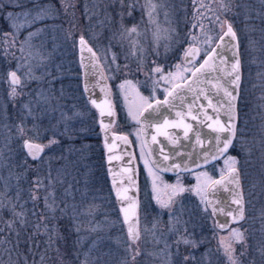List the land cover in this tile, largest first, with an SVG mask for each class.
Returning <instances> with one entry per match:
<instances>
[{
	"label": "rangeland",
	"instance_id": "rangeland-1",
	"mask_svg": "<svg viewBox=\"0 0 264 264\" xmlns=\"http://www.w3.org/2000/svg\"><path fill=\"white\" fill-rule=\"evenodd\" d=\"M21 2L24 8H17V12L31 11L35 15L37 6L49 5L56 11L42 22L32 20L30 15L26 23L21 17L18 22L24 26L19 33H13L9 23L0 16V130L6 136L3 138L0 135V149L4 151L17 145L27 158L23 147V141L27 138L42 142L48 150L34 168L38 171L41 186L38 189L31 187V191L42 206L36 204L39 208L37 219L42 221L45 229L50 225L47 232L55 228V236L52 235L55 249L46 247L49 256L55 257V264H181L185 256L195 258L191 264H230L221 245L222 239L226 244L231 243L238 264H248L249 256L251 260L255 253L264 256V239L254 241L255 248L248 243L247 222L235 224L226 231H217L206 203H201L200 196L193 191L185 200L179 199L176 206L173 204L170 208L158 210L153 200L162 194L167 184L155 176L154 190L153 175H150L149 167L144 163L148 160L145 152L141 157L140 140L139 159L145 167L151 188H144L146 195L143 197L142 222L145 225L142 239L134 243L129 238L110 186L99 118L82 91L78 50V40L83 36L97 52L113 84L121 103L119 121L129 126V132L136 138L137 123L128 115L130 106L133 111L139 108L136 94L151 100L160 88L169 89L179 80L174 79L169 83L153 69L166 65L162 62H171L167 65L169 69L163 71L164 76L177 72L182 77L186 76L188 73L184 69L190 68L178 64L176 54L194 42L201 45L205 55L223 32L225 20L232 25L243 22L250 36L248 43L252 46L257 39L252 36L256 30L250 21L253 15H262L253 11V7L259 8L250 6V3L249 7L242 0H65V3L74 5L67 9L61 7V0ZM222 4L228 5V8L225 9ZM128 5L133 7L129 8ZM152 5H155L154 9ZM196 8L198 12H195ZM134 9L140 15L138 22H134ZM133 26L135 32L129 31ZM38 29L41 31L37 32ZM30 32L36 35L28 39ZM4 33L14 35L15 43L6 44ZM257 51L262 53V49ZM152 55L158 56L160 62L147 65ZM138 63L146 71L151 68L150 75H139L136 68ZM9 71H16L24 85L17 88L20 94L16 97L10 95ZM124 81L130 84L126 85L125 90H120L118 85ZM25 104L31 108L30 114L25 110ZM21 124L25 129L23 137L17 130ZM33 125L37 126L36 132L30 131ZM50 140L57 143L49 144ZM236 151L230 150L227 156L236 159L234 167L241 171L243 163ZM225 158L200 172H207L212 179L221 174V169L227 172ZM29 168L30 164H27ZM15 170L11 168L7 172ZM242 172L241 178L244 175ZM198 173L191 177V188L197 184ZM180 181L185 188L184 180L180 178ZM175 183L176 180L172 185ZM26 189L30 191L29 185ZM149 191L152 193L151 200L147 196ZM203 195L205 198V191ZM47 205H51V208ZM33 211L32 205H25L20 215H33ZM49 218L55 219L54 226ZM187 222L191 224L189 233L184 234L185 237L177 236V227H184L182 225ZM63 227L71 234L70 239L67 237L65 241V249L59 246L62 244L60 237L56 238L58 234L64 236ZM232 229L243 233L242 241L232 239ZM192 232L194 234H190ZM182 238L195 240L197 247L184 244ZM168 240L173 242L167 243ZM164 243L170 247L157 248L156 244ZM137 246H140L141 254L137 252ZM23 251H26L25 248ZM41 253H44V248ZM43 257L39 261L41 264Z\"/></svg>",
	"mask_w": 264,
	"mask_h": 264
},
{
	"label": "water",
	"instance_id": "water-1",
	"mask_svg": "<svg viewBox=\"0 0 264 264\" xmlns=\"http://www.w3.org/2000/svg\"><path fill=\"white\" fill-rule=\"evenodd\" d=\"M229 23V21L225 22L223 32L217 39L214 46L211 48V50L215 49V58L213 60V63L217 66V70L200 75L199 80L196 83H192L195 78L191 75H189L184 81L177 83L183 86V88L179 92V95L183 98V107L180 106V99H177L175 101L177 107L169 108L167 105H165L160 110L163 118H166L169 121H174L177 119L176 112H185L188 107L191 106L192 115L197 116L198 119L193 121L191 117H188L184 121L186 124L191 125V131H189L188 137L186 138L184 136L183 129L168 128L166 130L168 132V135L173 137L176 140V143H172L171 140H169L163 135H157L156 139L157 141H159V143L153 144L152 136L156 134V128L154 124L151 127H147L146 130L141 133L143 137L142 143L148 155V158L155 169H157V165L159 166L160 172L175 175L178 173L198 170L217 162L218 160L201 168L196 167L197 163L203 165V160L201 159V157L203 156L204 152L211 151L213 149V145L215 144V138L219 136L220 139H223V134H219L215 132L213 128L208 127V125L210 124L214 125L215 121L217 120L225 127H227L230 122H234L236 134L233 140V145L236 141L239 125V100L241 95V86L243 82V67L239 38L236 30L234 29L231 23L230 24L236 34L235 40L224 35V33L227 31ZM221 37H223V40L220 39ZM79 41L80 38L78 40V50L79 61L82 69V88L86 99L99 114L100 130L105 148V160L110 186L116 199L118 208L120 210L127 233L129 224H133L138 229L140 237L138 215L139 163L137 159V154L133 142L127 134H115L112 131V127L116 122V113L115 117H109L107 115V112H105L104 116H101L100 109L96 108L91 103V100H95L99 104L105 101L106 99H109L113 106L109 82L101 66L97 54L95 53L94 49L89 45L86 39V45L84 46L83 51H81V45ZM217 45H219V47H217ZM89 47L92 49V53H95L94 58L92 56V53L88 52ZM191 48L199 49V54L193 59V61H196L200 57V48L198 46H192ZM205 58L206 55L204 56L203 60ZM203 60L201 61V63H203ZM236 60H239L240 70V80L238 87L236 85H229L228 83H226V81H229L232 78L231 66L236 62ZM200 64L196 66L193 71H195L196 68H199ZM97 65L99 67H97ZM101 72L103 73V79L99 74ZM189 84H191V91L187 90V86ZM217 84L222 85L223 88H227L229 92H232V94L237 97L235 101V116L232 121L229 120V115L226 113V109L228 108V97L224 95L223 88H221L219 91L217 90V88L215 87ZM174 86L170 90H172ZM86 87L87 90H85ZM165 98L166 96L163 99L158 100L163 102ZM169 99L171 98L169 97ZM155 101H153L152 103L155 104ZM209 101L211 102V106H209ZM201 105H203L202 109H200L199 107ZM147 114V112L144 113L145 116H147ZM209 117H211V119H208ZM140 118L142 119V117ZM101 120L103 121L104 125H108L106 129L101 126ZM197 134L199 135L200 141H202V145H198L196 142ZM106 136L107 140L105 139ZM118 137H127V142L118 139ZM32 142L40 144L38 142ZM40 145L44 146L43 144ZM161 147H163V154L168 156L167 161H164L163 159V155L160 151ZM109 148H111V151H109ZM230 149L231 147L229 148V150ZM24 150L27 153V149L24 148ZM44 151L39 155L37 159L34 160L40 159ZM27 155L32 158L28 153ZM109 156L112 157L111 161H109L108 159ZM175 164H179L180 168L176 169L172 167ZM185 164H187V167L188 169H190V171L183 170ZM235 168L238 170L239 174V188H237L235 184L226 182V184L223 186L214 185L207 189V206L215 219L216 226L219 229H221L219 227L220 225L225 226L221 230L228 229L232 224H237L242 221L240 220L239 222H236L232 219V216L227 215V213L229 212H232L233 215H236L235 209L238 206L234 203V200L238 198L237 194L242 197L245 216V196L241 178V171L238 167ZM224 175L227 176V172ZM220 176L217 177L215 180L220 179ZM114 179L116 180L115 186L113 185ZM117 188H120L121 190L127 189L128 191L126 195L129 199L124 200L118 198L116 196ZM133 205H135L134 209L132 207ZM213 207L216 208L215 213H213L212 211ZM123 209H128L129 218L127 222H125L124 220L125 213ZM129 238L131 239L130 236Z\"/></svg>",
	"mask_w": 264,
	"mask_h": 264
},
{
	"label": "trees",
	"instance_id": "trees-1",
	"mask_svg": "<svg viewBox=\"0 0 264 264\" xmlns=\"http://www.w3.org/2000/svg\"><path fill=\"white\" fill-rule=\"evenodd\" d=\"M242 1L248 6L250 3V6L259 8L257 10L253 7V11L262 14L260 17L254 15L251 17L253 20L250 23L256 30L252 36L257 39L253 47L248 43L250 36L246 33L248 30L244 23L233 24L239 34L243 82L239 100L238 134L231 150L234 152L237 150L236 154L241 157L243 163L241 171L244 172L242 178L245 216L241 223L247 222L245 228L248 243L255 248L254 241L264 239V0ZM259 49H262V53H257ZM0 135L3 138L6 137L2 130H0ZM27 164H30L29 169H27ZM35 164V161L25 158L17 145L16 147L10 146L4 151L0 149V264H41L39 261L43 255L42 264H55L56 262L54 256H49L46 248L55 249V238H52L53 234L55 236V228L47 232L46 229L50 225L45 229L42 221L37 219L38 206L41 208L42 206L39 201L33 199L35 194L31 191V187H37L36 181H39ZM11 168L16 170L8 173L7 169ZM27 185L30 191H27ZM39 186H41L40 183ZM25 205L33 206V215L29 213L26 217L23 213L20 215ZM54 220L49 218L52 226L55 225ZM62 229L64 236L58 234L56 238L60 237L59 242L62 244L59 246L65 249V241L67 237L70 239L71 234L67 228ZM46 235H48L47 246ZM51 239L53 241L50 243ZM24 248L26 251H23ZM43 248L44 253H41ZM54 253L55 251L51 254ZM248 264H264V256L255 253L251 260L249 256Z\"/></svg>",
	"mask_w": 264,
	"mask_h": 264
},
{
	"label": "snow or ice",
	"instance_id": "snow-or-ice-1",
	"mask_svg": "<svg viewBox=\"0 0 264 264\" xmlns=\"http://www.w3.org/2000/svg\"><path fill=\"white\" fill-rule=\"evenodd\" d=\"M123 6V5H122ZM225 9L228 8V5H221ZM61 7L67 9L68 7H74V5L65 3V0H61ZM129 8L133 7L132 5H128ZM153 9L155 8V5L151 6ZM20 8L23 9L24 5L21 2V0H0V16H3L4 19L9 23V26L12 28L13 33H19L20 29L24 26L20 24L18 21L20 20L21 17L24 18L25 22H28V18L30 15H32L31 11H20L17 12L16 9ZM12 9V10H9ZM56 9L49 5V6H37L35 10V15H32V20L34 21H43L45 17L51 16ZM129 15H131V12H129ZM151 15V13H150ZM135 27L133 26L132 29L129 31L135 32ZM41 31V29H38L37 32ZM36 35V33H29L28 39H31L32 36ZM225 36H228L235 40L236 34L231 26V24H228L227 31L224 33ZM5 36V43H15V37L12 34L9 33H4ZM223 40V37L220 38ZM81 45V51H83L84 46L86 45V41L83 36L80 37L79 41ZM219 47V45H217ZM88 52L92 53V49L89 47ZM199 54V49L196 48H191L188 51L185 52V56L189 58V62H191L192 59H194L197 55ZM206 58L203 60V63L200 64L199 68H196L195 71L192 69H184L185 72L189 73L192 77L195 79L192 81V83H196L199 80V76L203 75L208 72H212L217 70V66L214 65L213 60L215 58V49H212L210 52H207ZM235 55V53H234ZM93 58L95 57V53H92ZM115 59V56H113V60ZM97 67H99L97 65ZM179 68V66H177ZM153 72L160 75L162 79L168 81L169 83H172L174 79H181L184 78L181 76L180 72H177L176 74H169V76H164L163 75V69L161 67H156L153 69ZM101 75V78L103 79V73H99ZM231 74L232 78L229 81H226L229 85H236L238 87L239 85V80H240V70H239V60H236V62L231 66ZM171 77V79H170ZM30 78V77H27ZM8 83L10 85V95L12 97H16L20 93L17 92V88L23 87L22 80L20 76L17 75L16 71H9L8 72ZM156 83H159L157 81ZM129 81H124L120 85H118V88L120 90H125L126 85H129ZM217 90L219 91L221 88H223L222 85L217 84L215 86ZM183 88L182 85L175 84L174 88L172 90L165 89L166 92V98L163 102L156 100L155 104L150 102L149 98L139 96L137 93V97L139 99V108L136 111H133V108L130 106L128 110V115L136 121L137 124L141 125L140 131L136 133V138L138 140H142L143 137L141 135L142 132L146 130L147 127H151L153 124L155 125L156 128V134L152 136V143L153 144H158L159 141H157L156 136L157 135H163L167 137L169 140L172 141V143H176V140L168 135V132L166 131L168 128H173V129H183L184 130V136L187 138L189 131H191V125L186 124L184 121L188 118L191 117L193 121L197 120L198 117L195 115H192V109L191 106L188 107V109L185 112H176V117L177 119L174 121H169L166 118H163L160 110L167 105L169 108H175L177 105L175 104V101L177 99H180L181 101V107H183V98L179 95L180 90ZM87 90V87L85 88ZM187 90L191 91V84L187 86ZM223 93L226 97H228V108L226 109V113L229 115V120L232 121L234 116H235V101H236V96L232 94V92H229L227 88H223ZM169 97L171 99H169ZM125 99H127V95L125 96ZM91 103L98 109H100V115L104 116L105 112H107V115L109 117H115V112L113 110V106L110 102L109 99H106L102 103H97L95 100H91ZM209 106H211V102L209 101ZM200 109L203 108V105L199 106ZM25 110L31 113V108L29 105L25 104L24 105ZM150 110V111H149ZM147 112V116L144 115V113ZM142 117V119L140 118ZM208 119H211L209 117ZM101 126L103 128H107L108 125H104L103 121L101 120ZM208 127L213 128V130L219 134H223V139H220L219 136L215 138V144L213 145V149L211 151H206L204 152L203 156L201 159L203 160V165L197 163L196 167L201 168L203 166H207L210 163L219 160L222 157H226L224 159V164L226 166L227 170V176L224 175L225 169H221V176L220 179L218 180H213L211 177H209L207 172H199L196 175V180L197 184L190 189H187V191H193L196 193L197 196H200L201 198V203H208V201L205 200L204 198V191L206 188H209L214 185H225L227 183H232L235 184L237 188H239V179H238V170L234 167V165L237 163L236 159L231 156H227L226 154L228 153V150L230 147L233 146V140L235 138V124L234 122H230L227 127H225L223 124H221L218 120L215 121L214 125L210 124ZM17 130L20 133V135L23 137L25 136V129L24 126L18 125ZM30 131L36 132L37 131V126L33 125V128L30 129ZM107 140V136L105 137ZM118 139L124 140L127 142V137H118ZM196 142L198 145H202V141L199 139V135L197 134L196 136ZM57 143L55 140H50L49 144H54ZM23 147L27 149V153L33 158L37 159L39 155L44 151V147L40 144L33 143L30 139L25 138L23 141ZM109 151H111V148H109ZM144 147L142 145L141 147V157L144 155ZM161 154L163 155L164 161L168 160V156L163 154V147L160 149ZM109 161H111L112 157L109 156ZM145 166L148 167V160L144 161ZM195 163V162H194ZM172 167L179 169L180 165L175 164ZM157 170L159 171V166L157 165ZM165 170H170V169H165ZM184 171H190L188 169L187 164L184 166ZM149 173L150 175H153V188L155 190L156 185H155V180L156 177L154 173H152V169L149 168ZM39 181H36L37 184V189L39 187ZM116 180H113V185L115 186ZM171 188V194L167 197V199H161L159 196L157 197V203L160 204L162 208H170L172 205L173 197L180 195L181 193L185 192L186 189L184 186L181 184L179 174H177V179L176 183L174 185L168 186ZM127 189L121 190L120 188L116 189V196L120 199L128 200L129 198L127 197ZM238 195V198L234 200V203L238 206L235 211L236 215H233L232 212L227 213V215L232 216V219L236 222H239L240 220L244 219V207L242 203V197ZM37 197L33 196V199H36ZM49 208H51V205H47ZM133 209L135 208V205L132 206ZM206 210V209H205ZM125 215H124V220L125 222L128 221V209H123ZM213 213L216 212V208L213 207L212 209ZM221 229H223L225 226L220 225L219 226ZM128 234L131 237L133 241L139 239V232L138 229L133 225L129 224L128 227ZM231 237L233 240L236 241H242L243 240V233H241L237 229H232L231 230ZM179 243V241L177 242ZM183 243L186 245H191L193 248L197 247V242L195 240H189V239H183ZM221 245L223 246L224 253L227 256L230 264H238L237 258L234 256V248L232 247L231 243H224L223 239L221 240ZM133 259H135V256H133ZM194 257H189L185 256L183 257L181 264H191V261L194 260Z\"/></svg>",
	"mask_w": 264,
	"mask_h": 264
},
{
	"label": "flooded vegetation",
	"instance_id": "flooded-vegetation-1",
	"mask_svg": "<svg viewBox=\"0 0 264 264\" xmlns=\"http://www.w3.org/2000/svg\"><path fill=\"white\" fill-rule=\"evenodd\" d=\"M137 10H135L134 9V16H133V18H134V22H138L139 21V17H140V15H138V12H136ZM195 12H198L197 11V8H196V10H195ZM195 14H197V13H195ZM196 16V18L198 17V15H195ZM199 20V19H198ZM227 20H225L224 21V26H225V22H226ZM200 23H202V19H200ZM200 28L202 27V25H200L199 26ZM224 29V28H223ZM91 47H92V45L91 44H89ZM192 46H198L199 48H200V57L196 60V61H193V59L191 60V62H189V58L188 57H186L185 56V52L186 51H188ZM93 48V47H92ZM94 49V48H93ZM94 51H95V49H94ZM95 53L97 54V52L95 51ZM179 53V52H178ZM176 54V55H178L177 56V58H175V60L178 62V64H180V65H182V66H188L190 69H192V70H194V68L196 67V66H198L200 63H201V61L203 60V58H204V55H203V53H202V48H201V45H199L198 43H192V44H190V45H186L184 48H182V52H180L179 54ZM97 56H98V54H97ZM139 56H137L136 58H138ZM98 58H99V56H98ZM160 59V58H159ZM159 59H158V56H156V55H152V57H150V59H149V64H147V65H154V64H156V63H158V62H160L159 61ZM138 60H140V59H138ZM99 61H100V63H101V66H102V68H103V70H104V72H105V74H106V77H107V79H108V82H109V88H110V92H111V95H112V101H113V106H114V110H115V113H116V122H115V124L113 125V127H112V131L115 133V134H118V133H124V134H127L130 138H131V140H132V142H133V145H134V148H135V151H136V154H137V159H138V163H139V213H138V215H139V231H140V237H139V239L137 240V241H134V243H139V241L142 239V229H143V227H144V225H145V222H142V218H143V212H142V208L144 207V205H143V200H144V195H146L145 193H144V188H145V186L147 187V188H151V183H150V181H149V179L147 178V176H146V173H145V167L141 164V162H140V159H139V152H138V146H139V140L137 139L136 140V138L134 137V135L132 134V133H130L129 132V130H130V127L129 126H127L126 124H123V123H121L119 120V115H118V110H119V107H121V103L119 102V100H118V97H117V95L115 94V92H114V87H113V84L111 83V81L109 80V78H108V76H107V72H106V70H105V68H104V66H103V64H102V62H101V60H100V58H99ZM80 62V61H79ZM139 62V61H138ZM162 63H165L166 65L164 66V65H159L158 67H161L162 69H163V71H165V70H168L169 69V66H167L168 65V63H171V62H162ZM136 68H137V70H138V72H139V75H142L143 76V74H145V75H150V71H151V68H148V71H146V69L140 64V63H138L137 65H136ZM80 69H81V65H80ZM146 71V72H145ZM81 72H82V69H81ZM190 74L188 73L186 76H184V78H181V79H179V80H177L176 82H175V84H177V83H179V82H181V81H184L188 76H189ZM82 84H83V82H82ZM174 84V85H175ZM173 85V86H174ZM173 86H171L170 88H169V90L173 87ZM82 91H83V88H82ZM84 93V92H83ZM84 96H85V94H84ZM166 96V92H165V89H159L158 90V93H157V95L154 97V98H152L151 100H150V102H153V101H155V100H158V99H163L164 97ZM86 98V97H85ZM89 102V101H88ZM90 104V103H89ZM91 105V104H90ZM92 106V105H91ZM94 109V108H93ZM95 110V109H94ZM96 111V110H95ZM96 113H97V115H98V118H99V114H98V112L96 111ZM137 128H138V131H140V125L139 124H137V125H135ZM115 127H117L118 129L117 130H115ZM132 129V128H131ZM99 130H100V121H99ZM100 133H101V130H100ZM101 136H102V134H101ZM101 140H102V142H103V138L101 137ZM31 141H34V140H31ZM141 141V143H142V140H140ZM34 142H38V141H34ZM38 143H40V144H43L42 142H38ZM44 146H45V144H43ZM142 145H143V143H142ZM144 147V146H143ZM45 148V151H44V153H43V155H42V157L40 158V159H38V160H34V159H32V158H30L28 155H27V153L25 152V150H24V152H25V154H26V156H27V158L29 159V160H32V161H35V162H38V161H40L45 155H47L46 153H47V149H46V146L44 147ZM104 150H105V148H104ZM145 152V154H146V156H147V159H148V167L149 168H151L152 169V172L155 174V176L156 177H160V179L162 180V182H164V183H166L167 184V187H166V189L162 192V194H160L159 195V197L161 198V199H167V197L171 194V188L170 187H168V186H170V185H172V183L177 179V174H175V175H172V174H166V173H163V172H160V171H158L157 169H155L153 166H152V164H151V162H150V160H149V158H148V155H147V153H146V151H144ZM211 165H213V164H211ZM211 165H209V166H207V167H204V168H201V169H198V170H194V171H190V172H183V173H178L179 174V177L180 178H182L183 180H184V185H185V189H186V191L185 192H183V193H181L180 195H178V196H175V197H173V201H172V205L173 204H175L174 206H176L177 205V202H178V200L179 199H186V198H188L189 197V195H192L193 193L191 192V191H187V189H190L191 188V186L190 185H192V183H193V178H191V177H193V175L194 174H196V173H198V172H200V171H202V170H206V169H208ZM108 173V172H107ZM226 173V172H225ZM224 173V174H225ZM221 175V174H220ZM220 175H217L213 180H215L217 177H219ZM207 189L208 188H206V190H205V200H206V194H207ZM149 190V189H148ZM147 196H149L148 197V200H151V198H152V193L150 194V191H149V193H147ZM158 197V196H157ZM153 200V199H152ZM155 203H157V199H155V200H153ZM156 206H157V209L158 210H160V211H162L164 208H162L161 206H160V204H156ZM206 207H207V209L210 211V209L208 208V206H207V203H206ZM210 214H211V216H212V213H211V211H210ZM183 215L184 216H186L185 215V213H183ZM147 218H148V215H147ZM212 218H213V222H214V226H215V228H216V230L217 231H226V230H229L230 228H232L233 226H235V224H232L228 229H225V230H221V229H219L217 226H216V222H215V219H214V217L212 216ZM153 219V218H152ZM188 224H186L185 223V225H182V226H184V227H177V229H178V233L176 234L177 236H184V234H187V233H189V231L191 230L190 229V223L189 222H187ZM190 229V230H189ZM212 231H213V228H212ZM190 234H194V232H192V233H190ZM185 237V236H184ZM176 239H178V240H181V238H176ZM176 239H174V241L175 242H178ZM182 240H183V238H182ZM167 243H170V242H173V240H168V241H166ZM180 242V241H179ZM167 243H164V244H156V246H157V248H160V249H162V248H168V247H170V245H168ZM151 246L152 247H154L155 245H153L152 244V242H151ZM140 251H141V248H140V246H137V252L138 253H140ZM151 251V250H150ZM141 254V253H140ZM150 254V253H149Z\"/></svg>",
	"mask_w": 264,
	"mask_h": 264
}]
</instances>
